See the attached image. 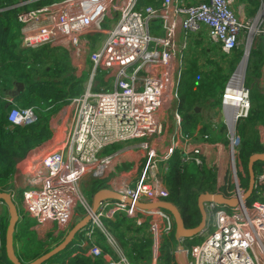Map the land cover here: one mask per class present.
Returning <instances> with one entry per match:
<instances>
[{"label":"built area","instance_id":"built-area-1","mask_svg":"<svg viewBox=\"0 0 264 264\" xmlns=\"http://www.w3.org/2000/svg\"><path fill=\"white\" fill-rule=\"evenodd\" d=\"M234 2L200 0L190 4L184 0H162L158 6H141L140 0H59L19 13L21 47L33 49L48 45L65 49L74 65L79 70L83 68V73L75 70L77 77L85 72V60L89 59L92 64L85 92L71 98L72 125L66 140L59 149L33 155L28 161L30 168L23 170L27 181L22 193V211L36 221L42 232L49 234L52 228L57 229L58 234H63L60 240H64L79 201L91 217L81 231L78 245L84 248L86 256L94 261L104 259L106 264H134L126 250H132L136 240L140 242L149 237L151 260L137 264H160V246L164 237L175 232V219L166 209H141L135 202H153L167 195L164 175L178 150L184 162H194L200 167L205 164L202 146L198 142L191 146V140L199 134H185L178 105L171 107L176 77H181L177 66L184 62L188 48L186 40L178 42L176 30L179 24L184 36H189L198 34L205 25L210 40L231 55L240 48L242 36L248 34L249 43L253 27L264 34L259 29L264 25V0L254 20L241 19ZM177 15L181 16L180 22L176 20ZM107 20L113 22L110 29L103 26ZM153 21H160L162 35L152 34ZM96 33L105 34V38L93 46L88 35ZM254 40L255 35L251 47ZM103 70L107 72L105 83L113 89L101 86L95 92L94 79ZM236 74L230 77L221 99L230 141L227 145L230 174L224 190L218 193L239 198L241 202L232 207V212L225 210L227 205L206 203L210 219L203 239L188 246L184 244L189 264H264V199L255 198L251 204L244 201L246 189L241 186L238 174L237 126L249 117L252 104L244 74L242 81L237 80ZM169 108L175 113V126L167 135L163 130ZM29 110L31 115H26ZM21 117L19 124L14 123ZM37 119L35 107H14L8 115L9 122L15 126H29ZM213 126L222 134L220 121L214 119ZM203 138L209 139V135ZM179 139L183 140L181 144ZM119 145L124 147L116 149ZM127 155L144 160L136 179L116 169ZM211 165L215 167L216 162ZM112 171L115 189L109 187L112 195L101 199L94 208L81 187ZM260 182L264 183V173L256 177L257 195L261 193ZM10 194L13 200L20 196L16 191ZM119 216L132 220L134 229L140 230L128 235L126 249L106 226L107 220L116 222ZM96 229L106 235L113 254L99 245ZM42 232V239L46 238ZM48 239L49 236L45 240Z\"/></svg>","mask_w":264,"mask_h":264},{"label":"trees","instance_id":"trees-1","mask_svg":"<svg viewBox=\"0 0 264 264\" xmlns=\"http://www.w3.org/2000/svg\"><path fill=\"white\" fill-rule=\"evenodd\" d=\"M4 33L5 28H0V36ZM1 37L6 39L4 36ZM41 49H43L44 53L41 52ZM51 51V47L48 45L31 49L23 48L21 45L18 46L15 44L13 50L10 51L11 56H5L6 59L0 62V192H7L11 188L12 178L19 165L16 158L24 157L29 150L36 149L37 146L50 140L53 136V131L50 126L52 115L64 105H68L71 98L83 92L84 87L81 84L83 80H81L82 77H70L69 75H64L63 77L57 76L55 74L56 68L52 66H48L44 70L45 74L51 79L45 80L44 84L35 81V76H37V71L40 70V67L44 64L48 65L51 61ZM64 51L66 53L68 52L65 49ZM256 52V49L252 48L249 68H253L255 65L254 53ZM64 71H68V69L66 68ZM185 75H192L193 80L187 77L184 81L183 88H181V100L178 109L182 117L184 133L192 136L198 125L195 109L209 102V94L212 93L213 96L217 86L218 73L216 76H214L215 72L210 74V76L201 74L197 71V62L192 61ZM199 76L202 78L199 79ZM213 76L214 78H211ZM57 77L59 81L56 80ZM203 78L206 79V82H203ZM11 81L15 83L24 82L26 85L23 93L15 97L13 103L9 101V98L7 99V92H9V90L5 89L6 86L9 87V85H11L9 83ZM60 84H62L61 87ZM196 87L198 89L201 88V92L196 91ZM59 101L60 105L58 107L47 108V106L58 103ZM14 107H35L38 115L37 121L29 126H15L11 124L8 120V115ZM44 107L46 108L45 110L42 109ZM258 119L259 114L254 108H251V113L246 122L243 124L241 123L237 127L239 138L237 148L239 153L243 156L242 160L245 164L240 174L238 168L240 179H242L243 174L246 173V178L249 180V159L255 152L262 149L259 147L258 140L256 141L257 135L254 133L252 127L255 126L256 120ZM247 128L251 129V133H247ZM205 131L206 126L203 128L202 132L205 133ZM211 141H213L212 144ZM227 145V139L211 137L209 135V139L205 141V144L203 142L202 145V156L207 159V165L204 164L203 167L196 166V168H194L195 166L183 161L179 151L175 152L169 163L170 169L164 177L167 195L163 197V199L174 202L180 208L188 227H194L201 221V212L198 206V197L200 194L214 191L220 192L225 186L229 172ZM217 154L219 156L218 159H216L217 157L215 156ZM210 157H213V159H211L212 161H217L215 167L211 165V160L208 161ZM131 160L136 164L132 158ZM132 162H129L126 167L127 169L133 166ZM254 200L255 198H251L249 203L251 204ZM186 211H188V214H186ZM7 218L8 215H1L0 240H3L4 245L0 248V264H13L9 259L6 248ZM127 220L130 219L119 216L116 222L108 223L107 225L111 232L114 233V230L117 231L115 235L120 238L121 244L122 242H125V244L129 242L125 230L131 231L134 228L133 224L129 226L125 224ZM95 233L97 242L104 251L113 254L114 249L108 243L106 235L100 229H96ZM15 237H17V234H15L14 238ZM125 237L127 241L124 239ZM24 240L27 241V244H22L20 251L14 247L15 254L22 263H28L30 260L37 259L50 251L48 248L47 250L44 249L45 243L43 241L34 240V237L29 234L25 236ZM75 243L73 247L77 245V243ZM151 244L152 240L149 237L134 243L132 250H129V253L131 252L130 259L137 263L141 260L148 261L145 258H149L151 255ZM127 247L128 244H126V248ZM67 249L44 264H47L49 261L54 262V259H59L60 262L57 264H106L104 259L94 261L86 256L84 254V248L82 247L75 248V250H80L77 253L75 250L67 253L65 252ZM73 251L74 254L72 255L71 253ZM172 254L173 252H171V256ZM172 260L173 256L171 260H167V264H173Z\"/></svg>","mask_w":264,"mask_h":264},{"label":"crops","instance_id":"crops-1","mask_svg":"<svg viewBox=\"0 0 264 264\" xmlns=\"http://www.w3.org/2000/svg\"><path fill=\"white\" fill-rule=\"evenodd\" d=\"M141 1V0H140ZM200 0H184L186 3H197ZM22 2H41V0H22ZM162 0H144L143 4H140L141 6H144L146 4H153V5H160ZM261 3V0H235L233 7L237 11V15L243 19H251L254 20L257 16L258 13L256 11L258 10V6ZM180 15L176 16V20L180 22ZM256 22V21H255ZM160 26L161 23L159 22ZM157 23H154V28H158L161 31V34H163V29H160V26ZM8 28H6L7 30ZM110 29V28H108ZM177 39L178 42H182L184 40L187 41L188 48L185 51V56L183 59L182 65H178L177 69L183 72H187L190 68V63L192 61L197 62V71L201 74L207 75V74H213L218 73V78H221V75L226 76L223 72L229 74V70H234L235 74L236 72L241 71L242 67V58H243V53L242 51L238 48L236 49L231 55H227L223 52L221 47L217 44L214 43L210 40L208 36V27L203 25L201 31L198 34H190L189 36H184V32L180 25L178 24L177 30ZM2 36V35H1ZM0 36V62L3 59H6V57L11 56L10 51L13 50L14 45L17 44L18 46L21 45L20 42V36H4L6 39ZM253 48L256 49V53H254V60H255V65L253 68H249V62H248V68L246 71L245 75V85L246 82H249L248 88L250 89L251 92V104L252 108L256 110V112L259 114V119L256 120V124L253 127L254 133L257 135L260 151H257L255 153H264V34H260L259 36H256L253 44ZM51 54H52V59L50 61V66L55 67L56 71L55 74L57 76L63 77L64 75H69L70 77L76 76L75 75V70L77 69V73L81 72L83 73V68L79 70L72 60H70L69 54H67L64 49L63 50H55L54 48H51ZM62 51V52H60ZM41 52L44 53L43 49H41ZM251 55V53H250ZM6 56V57H5ZM251 56L249 57L250 61ZM89 61V62H88ZM88 62V63H87ZM91 65L88 68H84L85 72H91L92 70V64L89 59L85 60V65ZM86 67V66H85ZM241 67V69H240ZM68 69V71H64L65 69ZM105 75L107 74L106 71H102ZM232 74V75H233ZM244 74V73H243ZM237 75V74H236ZM84 76V75H83ZM77 77V76H76ZM78 78V77H77ZM106 80V77H104ZM59 80V79H58ZM225 81L228 80V78L223 79ZM16 81V80H15ZM11 85L6 86V90H9L7 99H12L14 100L15 97L11 95V92L16 88V83L13 81L9 82ZM108 83H111L108 82ZM227 84V83H226ZM226 84H224L222 87L223 89L226 87ZM84 87V86H83ZM86 86L83 89L82 94L85 92ZM216 88L214 92V96H212V93L209 94V98L211 102H206L202 106H198V111H196L197 114V121L198 125L197 128L194 131V134L192 136H195L196 134H199L198 138L197 136L191 140V145L192 147L195 146L196 142H198L201 146L203 145V142L205 144V140L203 138V135H210L211 137H219L225 139V135H222L224 133V127L226 126V115L225 111L223 109V106L221 104V98H216ZM81 95V94H80ZM46 105V104H45ZM60 105V101L58 103H53L47 108H53V107H58ZM69 108H72V105L70 103L67 105H64L59 109L56 113H54L50 119V126L53 131V136L50 140L47 142L43 143L40 146L36 147V150H38L35 154H38L40 152L46 151L48 149L54 150L55 148H60L63 144V142L66 140L67 133L72 125V116L69 115ZM68 109V110H67ZM63 110H67V114L65 118L63 119L62 124H58V114L62 112ZM73 111V110H72ZM180 113V112H179ZM72 115V112H71ZM170 115V114H169ZM181 116V114H179ZM248 118V117H247ZM247 118L241 120L238 124V126L242 123H245ZM217 119L218 121L221 122L223 132H217L213 126V120ZM174 125L175 126V119H173ZM182 126H183V121H182ZM206 126V131L205 133L202 132L203 128ZM237 126V127H238ZM226 130V128H225ZM247 133H251V129L247 128ZM204 140V141H203ZM180 142V144L183 142V140L179 139L177 140ZM195 143V144H194ZM257 143V144H258ZM180 152V150H178ZM34 154V155H35ZM182 155V154H181ZM218 159L219 156L218 154L215 155ZM131 157L135 162L133 163ZM213 159V157H210L208 161ZM132 162L133 166L131 168H126L125 165L127 162ZM214 161H210L212 164ZM29 164V162H27ZM26 163V165H27ZM217 163V161H216ZM122 165L118 166L116 169L118 172H125V174L131 175L133 179H136L142 170V166L144 164V160L138 157H135L133 155H127L121 162ZM190 165H193L194 163H189ZM25 166L24 165H18L17 171L14 174L12 181H11V188L7 191H16L23 193L24 188L26 185L27 177L24 175V172L21 171V168ZM255 172H256V177H258L261 173H264V161H258L255 164ZM217 174V172H216ZM230 174V168L228 175ZM114 172H109L105 177L93 181H89L87 187H86V195L87 199L89 202L94 206L96 197L100 194V192H104L106 195L111 196L112 192H109L108 188L115 189L113 186L112 182L114 179ZM165 177V175H164ZM250 180V178H249ZM249 180L246 178V173L243 174L241 181V186L244 189H247L249 186ZM259 187L261 188V193L259 195L256 194V187H255V192L252 196V198H257L259 200L264 199V183H259ZM225 188V186H224ZM224 188L222 190H224ZM83 189L81 187V191L83 192ZM215 192V191H214ZM22 196V195H21ZM109 199H116V198H109ZM1 202V201H0ZM79 209L76 208L74 215L72 217L71 222H76L79 220V217H81L80 213H78ZM7 210L5 208L0 209V220H1V215H6ZM25 211L21 210L19 211V219H18V224L16 228L15 234H17V237L14 238V247L20 251L21 247L18 246L19 243L27 244V241H25V236L29 234L30 236L36 237L37 240L43 241L45 243L44 249L47 250L49 246H53L52 243L55 241H58L62 238L63 234H58L57 229L54 230V228L51 229V231L48 233L42 232L39 228V226H36V221L32 219H28V217L25 215ZM8 215V214H7ZM87 216V215H86ZM132 222V220H130ZM29 223V225H27ZM108 223H114L111 221L106 222V226ZM73 224V223H72ZM54 230V231H53ZM43 233V235L49 236L48 240H45L46 238L41 237L40 233ZM117 231L114 230V235L116 234ZM52 233L56 236L54 237ZM131 233V232H130ZM126 234V230H125ZM135 233L133 232V235ZM24 237V239H23ZM80 239L76 241L77 245L74 248H78L79 241L82 239V234H80ZM120 241V238L117 237ZM35 239V238H34ZM36 240V239H35ZM126 240V238H125ZM75 243V244H76ZM121 243V241H120ZM82 246L85 245V242L82 241L80 243ZM35 260V259H33ZM31 260V261H33Z\"/></svg>","mask_w":264,"mask_h":264},{"label":"rangeland","instance_id":"rangeland-1","mask_svg":"<svg viewBox=\"0 0 264 264\" xmlns=\"http://www.w3.org/2000/svg\"><path fill=\"white\" fill-rule=\"evenodd\" d=\"M56 1H59V0H41V2H29V3H24V2H22V0H2V2L0 4V28L1 29L2 28H5V33L2 36H20L21 23L18 21V15H19V13L22 10H25V9H34L36 7H39V6H42V5H46V4H50V3L56 2ZM143 3H144V0H141L140 1V4H143ZM260 8H261V3L259 4L258 10L256 11V13L259 12ZM159 22L160 21H153L151 23L152 34L162 35L161 34V31L158 28L155 29L154 26H153L154 23L159 24ZM103 26L105 28H112L113 27V22L107 20L106 23L103 24ZM159 26H160V24H159ZM6 28H8V29L6 30ZM161 28H162V25L160 26V29ZM259 29L260 30H264V25L261 24L259 26ZM260 34H263V33H259V32H256L255 31V34H254L255 35V38H256V36H259ZM88 36H89V40H90V42H91V44L93 46L97 45L98 43H100L105 38V34H99V33L90 34ZM252 39H253V36H250V40H249V44L250 45H249V47L251 46ZM247 41H248V34H246V36H242L241 46L239 48L242 51L243 56H244V53H245V51L247 49V46H248ZM253 44H254V41H253ZM252 48H253V45H252ZM55 50H63V49L62 48H58V49H55ZM60 52H62V51H60ZM86 56H88V55H86ZM84 60H85V58H84ZM48 66H50V62L48 63V65L44 64V65H42L40 67V70L37 71L38 72L37 76H35V81L36 82H40V83H43L44 84L45 83V80L51 79V78H49L48 75L45 74V71H44L45 68H47ZM85 66H86L85 67V69H86V68H88V66L90 67L91 65L88 64V65H85ZM228 72H229V74L223 72L226 76L221 75V78L220 79L217 78V86H216V92H217V94H216V98H221L222 99V94H223L224 89H225V88L223 89L222 86L224 84L228 83L230 77H232V74L234 73V70H229ZM185 73L186 72H183L182 73V71H181V77L180 78H177L176 77V81H177L176 83L177 84H176V88L174 89L173 100H172V103H171V107L173 109L176 107V105H179V103H180V100H181V97H180V95H181V88H183L184 81L186 80V78L189 77V79L193 80L192 75L187 76V75H185ZM236 73H238V72H236ZM216 74L217 73H215L214 76H216ZM83 75L84 76H82V78H81V80L83 79L82 82H81V84L85 87V86H87V83H88V81L90 79V72L89 73L88 72H84ZM104 75L105 74L102 71L98 72L97 77L94 79V82H95V84L97 86L94 87L93 91L97 92V91L101 90L100 89L101 86H107L108 89H113L111 84L105 83ZM207 76H210V74H207ZM214 76L211 77V78H214ZM217 77H218V75H217ZM198 78L201 79L202 77L199 76ZM225 78H228V80L227 81L223 80ZM58 79L59 78L57 77L56 80L59 81ZM179 80H180V82H179ZM202 80H203V82H206V79L203 78ZM248 84H249V82H246V85L247 86H248ZM61 86H62V84H60V87ZM177 87H178V89H177ZM196 91L201 92V88L198 89L196 87ZM209 100H210V98L208 97V101ZM209 102H211V101H209ZM72 108H69V111H70L69 112V115L70 116H71ZM42 109L45 110L46 108L44 107ZM67 110H63L62 112H60L58 114V116H57V118H58V124H60V125L62 124L63 119L65 118V116L67 114ZM166 119H167V121H166ZM173 119H175V113H174V111H172V109L169 108L167 110V116L165 117V125H164L163 133H165L167 135H169L171 133L172 128H173V125H174ZM222 132H223V130H222ZM223 135H225L224 137H225V139H227V133H226L225 127H224V133H223ZM229 142L230 141L228 139V145H229ZM212 143H213V141H211V144ZM120 147H124V145H119V146L116 147V149H118ZM56 149H58V148H55L54 150H56ZM203 159L205 160V162H206L205 164L207 165V159L205 157ZM242 159H243V156L239 153L238 154V159H237L238 160L239 174L241 173L243 166H245V164H244V162H243ZM129 162L126 163L125 167H127V165L129 164ZM189 163H192V162H189ZM30 165H31L30 163L29 164L27 163V165L25 164V166H23L21 168V171H23L24 168L25 169L27 168V170H28L30 168ZM193 166H195L194 168H196V166H198V165H196L194 163ZM198 167H200V166H198ZM87 185L88 184H83V186H82V188H84L83 189V193H84V195L86 197H87V195H86V192L85 191H86ZM21 195H22V193L20 192V196H18L17 199H14L13 200L14 203H15V205H16V208H17V211H18V215H19V211L21 210V203H22V196ZM249 201H251V199ZM1 202H3V201L1 200ZM77 204H78L77 205V208L79 209L78 213H80L81 217H79V220L77 222H71V228H70V230H72L77 224H79L84 218H86V215H87V212H86L85 208L82 206L81 202L78 201ZM2 208H5L7 210L6 215L8 214V218L6 219V222H7V230H8V227H9V224L11 222L13 213H12L11 207L8 206V205H6L4 202H3V204H0V209H2ZM225 210H227L228 212H232V207L225 206ZM186 214H188V211H186ZM28 219L34 220L33 218H30V217H28ZM208 219H210V214H209ZM0 222H1V220H0ZM125 224H128V226L131 225V224L134 225V222L133 221L131 222L130 220H127L125 222ZM27 225H29V223ZM124 227H126V226H124ZM146 229H148V226L146 227ZM132 231H135V233H138L140 230H138L137 228H135V229L133 228L131 231L126 230V234L129 235L130 232H132ZM142 232L143 233H146L145 230H143V229H142ZM6 234H7V231H6ZM80 234L81 233H79L77 235V237L75 238V240L68 246L69 248L67 247L68 249L65 252L70 253L72 250H75V248L73 247V245H74V243H75V241L77 239H80L81 238L80 237ZM95 237L97 239L96 233H95ZM203 237H204V233L201 234V235H199L198 237L193 238V239H186L183 244H185L186 246H188V245H191V244H194V243H199L203 239ZM34 238L37 240L36 237H34ZM134 240H136V238H134ZM62 241L63 240H58V241L53 242L52 243L53 246H49L48 249L51 250V249L57 247L58 245H60L62 243ZM136 242H138V241L136 240L134 243H136ZM126 244H128V242ZM126 244H125V242H122V244H121V245L124 246L123 247L124 249H126ZM3 245H4L3 240H0V248L3 247ZM178 245H179V243L176 240L175 233H172L170 235V237H164V240H162V244L160 246V248L162 249V252L159 251V254L160 255L162 254V257L160 259L161 264H167L168 263L167 260H169V259L171 260L172 256H173L172 263L173 264H180V262L178 261V258L175 256V252H176V249H177ZM18 246L21 247L22 246V243H19ZM75 251H78V249L75 250ZM171 252H173L172 256H171ZM126 253L128 255L129 250H126ZM71 254L73 255L74 254V251ZM130 255H131V252L128 255L129 256V259H130ZM145 259H147L148 262H150L151 255H150L149 258H145ZM29 262H32V261L30 260ZM58 262H60L59 259H54V262H50L49 261L47 264H57ZM132 262L134 264H137L136 261H132ZM8 264H11V263H8Z\"/></svg>","mask_w":264,"mask_h":264},{"label":"water","instance_id":"water-1","mask_svg":"<svg viewBox=\"0 0 264 264\" xmlns=\"http://www.w3.org/2000/svg\"><path fill=\"white\" fill-rule=\"evenodd\" d=\"M251 50L252 47L251 46L249 47V43H248L241 65L243 69L244 77L246 75V71L248 68V62H249ZM25 87L26 85L24 82H16V88L11 92V95L13 97H17L18 95L23 93ZM196 111H198V108H196ZM231 129H233V124ZM37 151L38 150L36 149L29 150L24 157L16 158V161L18 162L19 165H24L30 160V158ZM258 161H264V153H254L249 159L248 166H249L250 180H249V186L246 189L244 197L242 198L244 201H249L255 192V185H256L255 164ZM104 197L108 198V195H106L104 192H100V194L96 197L94 208H97L99 201ZM1 200L6 205L11 207L13 213L6 235L7 253L10 261L13 264H44L51 258L55 257L57 254L67 249V247L75 240L77 235L81 233V231L85 229L86 226H88L91 220L90 215H87L86 218H84L79 224H77L72 230H70V232L68 233V235L60 245L51 249L48 253L40 256L39 258L33 260L32 262L22 263L15 254V250H14V236L19 219L18 211L11 197L10 192H0V201ZM128 202L133 203V200L128 199ZM207 202H216L218 204H224L230 207H234L237 206L241 202V200L239 198H228L224 194L218 192H205L200 194V196L198 197V206L201 212V221L198 225L194 227H188L186 225L185 218L180 208L172 201L161 199L153 202L137 201L135 202V204L141 209H146V210L163 208L169 211L173 215L175 219V237L177 242L179 243L175 252V256L178 258L180 264H189L188 252L183 244V241L186 239H193L204 233L208 225V217H209V213L206 206Z\"/></svg>","mask_w":264,"mask_h":264},{"label":"bare ground","instance_id":"bare-ground-1","mask_svg":"<svg viewBox=\"0 0 264 264\" xmlns=\"http://www.w3.org/2000/svg\"><path fill=\"white\" fill-rule=\"evenodd\" d=\"M257 30V28L256 27H253V29H252V33H251V36H253L254 35V33H255V31ZM250 45V44H249ZM236 77H237V80L239 81H242L243 80V69H241V71H239L238 73H237V75H236ZM231 123H232V121H231Z\"/></svg>","mask_w":264,"mask_h":264},{"label":"clouds","instance_id":"clouds-1","mask_svg":"<svg viewBox=\"0 0 264 264\" xmlns=\"http://www.w3.org/2000/svg\"><path fill=\"white\" fill-rule=\"evenodd\" d=\"M26 115H31V111L29 110V111L26 113ZM21 119H22V117H21V118H17L16 120H14V123L19 124V123L21 122Z\"/></svg>","mask_w":264,"mask_h":264}]
</instances>
